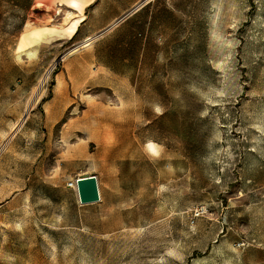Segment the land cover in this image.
Segmentation results:
<instances>
[{"label":"rangeland","instance_id":"rangeland-1","mask_svg":"<svg viewBox=\"0 0 264 264\" xmlns=\"http://www.w3.org/2000/svg\"><path fill=\"white\" fill-rule=\"evenodd\" d=\"M32 2L0 0V264H264V0H142L68 57L94 6ZM23 125L63 146L14 151Z\"/></svg>","mask_w":264,"mask_h":264},{"label":"crops","instance_id":"crops-1","mask_svg":"<svg viewBox=\"0 0 264 264\" xmlns=\"http://www.w3.org/2000/svg\"><path fill=\"white\" fill-rule=\"evenodd\" d=\"M73 1L74 0H33L31 4V9H38L43 7H47L50 9L54 8V6L56 5H62L65 8H76V5L72 4ZM84 1H87L88 6H94V12L87 21H84L83 19V21L78 23L75 29H71L70 34L78 33L80 27L84 24L91 26V29L93 28L91 32L94 34H99L103 31H110L124 23L135 12V9L141 6L139 3H141L142 0L135 2L132 5L131 9L122 10L119 13L111 14L112 17H110L109 20L105 21L101 26L95 28L94 26H96L97 20L101 19V17H97V15L101 14L102 11H106L109 5H113L114 7H116V4L114 3L115 0H108L107 2L105 0H100L101 4L99 0ZM73 62L79 61H77V58L75 57V59H73ZM74 126L76 128V126L78 125H73V127ZM63 137V132H58L57 125H23L20 130L14 134V136L10 140V144H12V146L14 147V151H28L30 154H33L35 156V161H37L43 155V149L45 147L49 148L50 146H54L55 148H58V146H63ZM71 141L73 140L71 139ZM74 144V142H71L69 144L70 147L68 149L67 147H65V152L63 153L58 154V151H55L56 159H59V162L61 164L70 165L67 170L73 172L75 168L74 165H78L80 161V155L77 152L78 149L77 147H74ZM27 191L28 189L27 187H25L20 192L14 193L12 199L21 194L22 192L24 193Z\"/></svg>","mask_w":264,"mask_h":264},{"label":"water","instance_id":"water-1","mask_svg":"<svg viewBox=\"0 0 264 264\" xmlns=\"http://www.w3.org/2000/svg\"><path fill=\"white\" fill-rule=\"evenodd\" d=\"M76 189L81 205H88L101 201L99 179L96 175L77 178Z\"/></svg>","mask_w":264,"mask_h":264},{"label":"bare ground","instance_id":"bare-ground-1","mask_svg":"<svg viewBox=\"0 0 264 264\" xmlns=\"http://www.w3.org/2000/svg\"><path fill=\"white\" fill-rule=\"evenodd\" d=\"M87 1L84 0H74L72 2V4L76 5L77 7H79V9L81 10L85 5H86ZM140 6V5H139ZM138 7V6H137ZM83 17H79L78 19H76L74 21V23L72 24L71 28L75 29L76 26L78 25L79 22L83 21ZM48 31H51L50 29H48ZM106 32V31H105ZM104 33L98 34L96 36H88L86 37L82 42H80L78 45L74 46L72 49H70L65 57H68L70 55H74L76 52H78L80 49H85V48H89L90 46H92L93 42L98 39L100 36H102ZM83 59L81 57L77 58V61H82ZM81 63V62H80ZM82 72H79V78L83 79L86 77L87 71L85 69L81 70ZM48 77V75L45 77V79ZM45 80H43L41 82V86H43ZM151 145H153L155 147L156 150V145L154 143H150Z\"/></svg>","mask_w":264,"mask_h":264},{"label":"built area","instance_id":"built-area-1","mask_svg":"<svg viewBox=\"0 0 264 264\" xmlns=\"http://www.w3.org/2000/svg\"><path fill=\"white\" fill-rule=\"evenodd\" d=\"M68 187L69 188H76V180H71L69 183H68ZM203 208H197L195 209V216L198 217L200 216L202 213H203Z\"/></svg>","mask_w":264,"mask_h":264},{"label":"snow or ice","instance_id":"snow-or-ice-1","mask_svg":"<svg viewBox=\"0 0 264 264\" xmlns=\"http://www.w3.org/2000/svg\"><path fill=\"white\" fill-rule=\"evenodd\" d=\"M148 148L151 150V151H153V153H155V147L153 146V145H148Z\"/></svg>","mask_w":264,"mask_h":264}]
</instances>
